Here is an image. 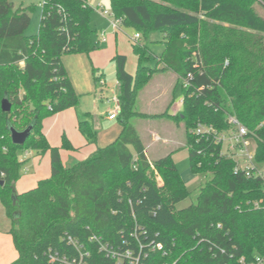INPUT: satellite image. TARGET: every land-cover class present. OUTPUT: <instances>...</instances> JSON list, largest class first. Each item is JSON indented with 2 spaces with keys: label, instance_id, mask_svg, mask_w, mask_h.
I'll return each instance as SVG.
<instances>
[{
  "label": "trees",
  "instance_id": "obj_1",
  "mask_svg": "<svg viewBox=\"0 0 264 264\" xmlns=\"http://www.w3.org/2000/svg\"><path fill=\"white\" fill-rule=\"evenodd\" d=\"M110 1L123 27L141 34L131 42L134 73L127 54L113 56L123 128L101 146L90 120L79 121L95 149L66 166L61 149L79 147L66 135L61 146L49 143L43 122L80 102L62 55L95 49L94 7L88 0H44L39 30L28 35L32 7L0 0V203L18 253L8 264H66L75 256L82 264H117L101 243L146 253L145 264H250L264 255L263 184L236 173L233 158L191 130L198 121L227 129L235 115L255 132L256 158L264 161V16L253 8L255 0ZM157 31L165 47L151 67L147 41ZM158 69L171 70L181 84L190 78L175 120L185 123L190 169L211 174L183 208L177 205L191 191L176 151L152 159L132 123L144 115L136 109L139 91ZM5 93L10 111L1 109ZM31 124L26 141L14 144L9 125ZM20 150L51 158V175L22 192L15 190L27 161Z\"/></svg>",
  "mask_w": 264,
  "mask_h": 264
},
{
  "label": "rangeland",
  "instance_id": "obj_2",
  "mask_svg": "<svg viewBox=\"0 0 264 264\" xmlns=\"http://www.w3.org/2000/svg\"><path fill=\"white\" fill-rule=\"evenodd\" d=\"M16 7H32L31 24L26 30V34H36L40 27L41 14L43 11L44 0H10ZM93 5L99 1L105 6L107 10L112 9V3L110 0H88ZM253 8L264 16V4L255 0L252 4ZM91 25L94 30V40L99 42L95 44V49L87 54L85 52H65L62 55L63 64H65L70 80H72L75 91L80 95V102L74 108L76 112L66 116V118L58 124L56 123L57 115L46 118L43 122L45 130H50L49 143L53 145H62V136L66 135L70 141L79 146L77 150L61 149V158L63 163L72 165L77 161L83 160L91 152L90 149L95 147L94 143H87L86 137L83 132L80 131L78 122L85 119L86 115H97L100 112H107L108 107H114V101L112 100L113 91L118 87V78L116 75V65L113 61V56L119 52L128 55V67L130 70L135 66L136 60L132 52L131 40L129 35H133L135 31L129 27H122L118 31L114 32L111 27L110 21L101 14L94 10L92 15ZM108 32L107 41H102L101 30ZM148 46L152 52V58L149 61L151 67H157V61L155 56L159 55L164 49V42L161 40V32H153L149 36L147 41ZM100 78H96V75H101ZM150 81L144 85L143 89L139 91V95L136 102V109L142 112L143 116H135L132 118V123L139 130L140 136L144 143L148 139L152 138L153 133L149 132L150 129H156L161 135L159 142L155 143L154 148L148 149V155L152 159H157L154 152L155 149H162L161 152H170L175 149V145L172 143V138H181L186 141L185 123L182 120L176 121V115L180 112H176L175 115H169L174 110L169 108V103L174 99L176 102H180L183 98L182 84L180 81L176 82V78L171 77L168 69H158L153 71L150 75ZM104 81V83H103ZM174 85V86H173ZM103 92V94H102ZM118 91H116V94ZM108 96H111L110 102H108ZM180 104V103H179ZM180 107V106H179ZM182 108V107H180ZM69 109V108H68ZM102 120L106 121L107 117L103 116ZM106 128V127H105ZM100 129L97 132L96 140L103 142L105 145L109 144L107 138L108 132L106 129ZM163 138H168L170 141L165 142ZM84 141V142H83ZM95 149V148H94ZM93 149V150H94ZM166 150V151H165ZM31 151V150H30ZM24 151L20 150L22 155ZM160 152V153H161ZM159 153V154H160ZM162 153V154H167ZM163 156V155H161ZM34 156H30L28 160L23 164L22 176L24 179L32 177H48L50 176V158L48 154H45L39 162H35ZM178 170L182 174L183 180L188 185L191 194L188 198L178 203L177 207L183 208L189 206L196 198L200 187L210 178L208 174H195L190 169L189 157L178 162ZM26 176V177H25ZM158 181L161 179L158 177ZM26 186L25 188L18 187L17 190H24L35 186ZM4 216H6L5 208L0 203V255H10L15 251L12 238L9 233L4 230ZM10 222V221H9Z\"/></svg>",
  "mask_w": 264,
  "mask_h": 264
},
{
  "label": "built area",
  "instance_id": "obj_3",
  "mask_svg": "<svg viewBox=\"0 0 264 264\" xmlns=\"http://www.w3.org/2000/svg\"><path fill=\"white\" fill-rule=\"evenodd\" d=\"M94 10H97L101 16L110 21L114 32H118L123 27V19L115 15L112 9L107 10L102 3L93 4ZM122 26V27H121ZM102 41H107L108 32L101 30ZM141 38L140 33H135L132 40L136 41ZM99 43V42H98ZM228 62V61H227ZM190 78L183 79L182 85L185 88L190 86ZM114 107L109 115L110 119L117 118L120 111V102L118 94L113 96ZM230 127L227 129H218L213 124L198 121L195 127L191 130L192 134L199 139H210L219 145L220 153L227 157L233 158L236 162L235 171H244L248 177H258L263 184L264 189V161H258L256 158L257 136L254 131H251L243 124L235 115H229ZM31 155L30 150L23 152L21 158L26 159ZM91 239L97 240L98 237L93 235ZM100 250L105 254L120 263L121 260H127L128 264H145L144 260L148 258V254L141 252L135 254L131 249H126L119 252L109 243H101ZM122 253V255H121ZM244 258L242 257L241 261ZM66 264H82V260H77L76 256L65 261ZM165 264H167L165 262ZM250 264H264V255L258 254Z\"/></svg>",
  "mask_w": 264,
  "mask_h": 264
},
{
  "label": "crops",
  "instance_id": "obj_4",
  "mask_svg": "<svg viewBox=\"0 0 264 264\" xmlns=\"http://www.w3.org/2000/svg\"><path fill=\"white\" fill-rule=\"evenodd\" d=\"M98 3H101V1L95 3V5L98 4ZM115 34H116V37H117L118 32H116ZM133 35H129V38H130L131 41H132V36ZM136 65H137V63H135V66L132 68V70H130L129 67H128V70L131 73H134V71L136 69ZM169 72H170L171 77H173V78L175 77L176 78V82H178L179 81L178 80V76L174 72H172L171 70H169ZM103 83H104V81H103ZM116 91H118V87L113 91L112 100H113V96L116 94ZM102 94H103V92H102ZM107 98H108V102H110L109 100H111L110 99L111 96H108ZM182 102H183V98L181 99L180 102H176L175 99H174L173 102H172L171 107L169 108V111H170V109H173L174 112L173 113H170L169 112V115H175L176 112L181 111L182 108H180V107H182ZM112 108L111 107H108L107 108V112L106 111L100 112V113H97V115H94V114L91 115L90 113H88L85 116L86 118H88L90 120V122H91L92 126L94 127V129L96 130V132H98V131H100V129H104L106 127L105 128L106 129L105 131L108 132L107 138L108 139H111V140H109L110 141L109 143L113 142V140L116 139L119 136V134L121 133L122 128H123V126L121 125V123L118 120V118H113V119H110L109 118V115H110V113L112 111ZM74 110H75L74 108H69V109H66L64 112H61V113L56 114L57 117H58L56 119V121H57L56 123L59 124L61 122V120L63 121L66 118V116H70V114L76 112ZM103 116H106L107 117V120L106 121L102 120ZM45 131H46V135H47L48 140H49L50 130L46 129ZM149 132H152L153 135H152V138L148 139V141H146L144 143L145 146H146V153L147 154H148V149L151 148V147L154 148L155 143L159 142L160 139H161V135H159V133L156 131V129H154V130L153 129H150ZM163 139L165 140V142H169L170 141L168 138H163ZM172 143L176 147L175 149H173L171 151H176L174 153V160H175L176 166L178 167V162L180 160H184L185 158H188L189 157V154L187 153V149L185 148L186 141H185V139L183 140L181 138H176V139L172 138ZM98 144L101 145V146H104L105 145L103 142H100V141H98ZM74 145L76 147L82 146V145H76V144H74ZM94 148L92 147L90 149V151H93ZM162 149H164V148L161 147V149H155L156 151L154 153L157 154V155H155V156H157L156 158H159V157H161V155H164L162 153H167V152H161V151H163ZM30 156H34L33 157L34 161L35 162H39L44 155L43 156H39V155H36L35 156V154L33 153V151H31V155ZM30 156H28L26 159L28 160V158ZM50 160H51V158H50ZM181 176H182V174H181ZM28 177H31V178L24 179L23 176L21 177V179L16 184V189H15L16 191H18L17 190L18 187L25 188L26 186H32V185L36 184L38 179L43 178L45 176H43V177L37 176L36 178L35 177H32V176H28ZM20 191H22V190H20ZM4 222H5L4 223L5 227H3V228H4V230L6 232H8V229L10 227V223L11 222H9V218L8 217H5V216H4ZM12 241H13V238H12ZM17 256H18V253L17 252L16 253L14 252L13 254H10V255H6V254H3L2 256L0 255V264H8V263L12 262L13 260H15L17 258Z\"/></svg>",
  "mask_w": 264,
  "mask_h": 264
},
{
  "label": "water",
  "instance_id": "obj_5",
  "mask_svg": "<svg viewBox=\"0 0 264 264\" xmlns=\"http://www.w3.org/2000/svg\"><path fill=\"white\" fill-rule=\"evenodd\" d=\"M12 108V103L8 97V95L5 93L3 95V99L1 102V109L2 111H10ZM33 125H28L27 127H25V129H17L12 125H9V129L11 132V140L14 144H23L26 139L31 135L32 131H33ZM2 183V182H1ZM16 194V193H15Z\"/></svg>",
  "mask_w": 264,
  "mask_h": 264
}]
</instances>
